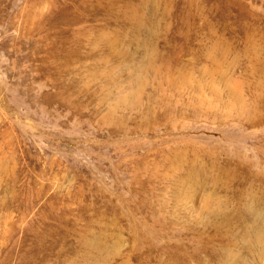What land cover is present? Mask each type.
<instances>
[{
  "label": "rangeland",
  "instance_id": "obj_1",
  "mask_svg": "<svg viewBox=\"0 0 264 264\" xmlns=\"http://www.w3.org/2000/svg\"><path fill=\"white\" fill-rule=\"evenodd\" d=\"M264 264V0H0V264Z\"/></svg>",
  "mask_w": 264,
  "mask_h": 264
},
{
  "label": "clouds",
  "instance_id": "obj_2",
  "mask_svg": "<svg viewBox=\"0 0 264 264\" xmlns=\"http://www.w3.org/2000/svg\"><path fill=\"white\" fill-rule=\"evenodd\" d=\"M230 264H235V261H231Z\"/></svg>",
  "mask_w": 264,
  "mask_h": 264
}]
</instances>
